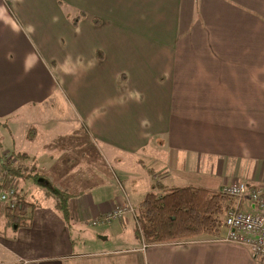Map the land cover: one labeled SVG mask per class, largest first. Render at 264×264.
Masks as SVG:
<instances>
[{"label":"crops","instance_id":"crops-1","mask_svg":"<svg viewBox=\"0 0 264 264\" xmlns=\"http://www.w3.org/2000/svg\"><path fill=\"white\" fill-rule=\"evenodd\" d=\"M50 6L47 0H0V125L60 91V67L42 54L34 25L36 14L53 12ZM83 10L85 22L93 18L83 30L84 78L91 79L92 66L109 69L96 77L99 130L106 142L137 155L146 179L139 175L127 186L143 194L140 204L155 188L264 186V0H83ZM101 30H108L107 42H91ZM76 147L68 150L69 165L27 154L40 173L76 195L71 218L61 216L41 187L25 182L20 197L33 205L26 226L12 227L0 210V264H264L248 248L223 241L225 227L216 238L149 246L135 240L110 249L112 223L92 224L125 202L134 204L126 192L125 198L109 194L115 183L103 176L96 188L68 186L81 178L72 165L77 155L89 161ZM34 194L39 199L32 203ZM231 209L255 212L249 198L234 199ZM117 221L122 232L135 220ZM87 225L98 233H88ZM82 242L87 252H75Z\"/></svg>","mask_w":264,"mask_h":264},{"label":"rangeland","instance_id":"rangeland-1","mask_svg":"<svg viewBox=\"0 0 264 264\" xmlns=\"http://www.w3.org/2000/svg\"><path fill=\"white\" fill-rule=\"evenodd\" d=\"M47 1L53 12L49 15L36 14L34 25L41 31L40 44L37 43L42 54L46 58L47 55H50L52 66L58 65L60 67L58 71L60 91L47 103L28 107L11 119L5 120L3 123L6 125H0V143L3 151L12 153L14 150H20L24 153L27 152L26 154H36L39 155L41 161H46V164L48 163L47 160L51 158L53 160L54 157L60 158L65 161L60 165H69L66 157L77 145L76 148L89 155V161L87 156L85 158L79 157L80 155H77V157L72 156L76 157L72 165L78 166L81 178L77 177L78 179L70 180L68 186L72 189H86L89 188V185L91 188H96L100 185V177L103 176L106 181L110 180L111 183L113 181L115 183V188H112L109 194L116 192L117 195L125 198L126 192L130 196L131 203L134 204L133 206L136 208V214L138 215V206L141 202L139 195L143 194L132 193L127 186V181L135 180L139 175H144V179H146L143 168L137 164V155L130 148L123 144V147H120L114 143L106 142L103 139V131L99 130V125L103 121V114L99 113L97 103L99 81L96 80V77H100V73H107L109 69L106 64L99 69L92 66L89 70L91 79L87 77V80H85L84 78L83 30L93 18L87 17V22H85L86 20L83 17L86 16V12L83 10V0ZM96 4L97 2L92 3L93 6ZM104 9L105 5L101 3V12ZM77 17L80 18V28L77 31L71 30V23H74V19H77ZM20 18L22 21H29ZM101 31L102 33L97 32L93 35L91 42L98 41V37H102L100 43L107 42L108 37H110L108 30ZM56 38L59 39L56 41L57 44L54 42ZM73 43L79 45V47H75V45H72ZM43 45H48V47H43ZM114 132V129L107 130L108 134ZM112 156H116L115 161ZM29 166L31 167V164ZM115 175L121 178V186H119L120 182L113 177ZM59 180L64 182L65 178ZM25 182H31L32 185V181H17V189L21 190ZM32 186L38 189L35 184ZM155 189L157 191V188ZM28 199H31L30 202L34 203L39 198L34 194L32 198ZM76 200L80 202L83 197L78 196ZM111 223L109 226L113 230L114 239L116 238V240L109 243L111 245L109 246L110 249L128 247L131 244L130 241L137 240L139 242L136 236V220L131 225H127V229L122 232L117 226L120 225L119 221ZM84 229L91 235H96L95 233L99 231L98 228L89 225ZM85 244L82 242L81 245H76L75 252H87L88 247Z\"/></svg>","mask_w":264,"mask_h":264},{"label":"trees","instance_id":"trees-1","mask_svg":"<svg viewBox=\"0 0 264 264\" xmlns=\"http://www.w3.org/2000/svg\"><path fill=\"white\" fill-rule=\"evenodd\" d=\"M79 19H74V25ZM26 180L41 187L45 198L53 199L54 208L66 221L70 220V202L76 195L40 173L35 158L26 153L8 155L0 143V194L12 188L17 191L15 208H11L8 202L0 201V210L7 214L10 225L16 229L26 226L29 221L26 215L32 205L23 195L20 197V190L16 187L17 181ZM232 206L233 198L203 188L190 186L162 192L155 189L140 204L138 215H132L136 220V236L145 246L216 238L225 227V216ZM108 214L101 217V222L96 220L94 223L110 224L105 221Z\"/></svg>","mask_w":264,"mask_h":264},{"label":"built area","instance_id":"built-area-1","mask_svg":"<svg viewBox=\"0 0 264 264\" xmlns=\"http://www.w3.org/2000/svg\"><path fill=\"white\" fill-rule=\"evenodd\" d=\"M220 193L236 200L249 198L255 209V212L229 209L225 216L227 234L223 241L244 246L255 257L264 260V186H249L243 182H235L223 186ZM16 198L17 191L14 188L0 194V201L8 202L11 208L17 205ZM128 214L135 216L136 210L130 203L125 202L109 213L105 221L123 219Z\"/></svg>","mask_w":264,"mask_h":264}]
</instances>
